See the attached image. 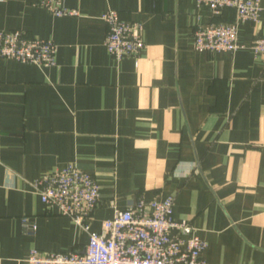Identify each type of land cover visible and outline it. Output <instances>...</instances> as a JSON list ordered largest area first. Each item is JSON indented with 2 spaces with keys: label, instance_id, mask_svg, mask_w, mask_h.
<instances>
[{
  "label": "crops",
  "instance_id": "0c3cea01",
  "mask_svg": "<svg viewBox=\"0 0 264 264\" xmlns=\"http://www.w3.org/2000/svg\"><path fill=\"white\" fill-rule=\"evenodd\" d=\"M0 0V31L58 44L56 63L0 56V264H27L32 248L83 251L87 231L47 207L32 182L75 163L96 177L100 230L111 200L175 197L174 218L196 228L208 264H264V55L259 22L240 23L235 52L195 48L201 24L231 22L197 0ZM143 24L139 58L116 60L102 15ZM38 225L26 232L22 218Z\"/></svg>",
  "mask_w": 264,
  "mask_h": 264
},
{
  "label": "built area",
  "instance_id": "2783aa9c",
  "mask_svg": "<svg viewBox=\"0 0 264 264\" xmlns=\"http://www.w3.org/2000/svg\"><path fill=\"white\" fill-rule=\"evenodd\" d=\"M215 14L234 8L237 19L231 22L201 24L195 31V48L206 51H232L242 48L239 29L242 21L259 22L260 0H197ZM35 5L56 16L78 15L63 0H39ZM107 24L105 45L118 61L139 58L146 46L141 22L124 20L119 11L109 9L102 15ZM256 54L264 55V35L251 44ZM58 44L53 39L30 36L21 30L0 31V56L39 66L56 63ZM43 203L56 209L89 234L83 251L46 252L32 248L27 264H208L203 258L207 242L196 228L174 218L175 197L163 200L140 198L125 209L111 200L114 214L100 230L91 229L90 219L101 201V185L94 175L71 163L32 182ZM26 232L38 225L30 217L22 218Z\"/></svg>",
  "mask_w": 264,
  "mask_h": 264
}]
</instances>
